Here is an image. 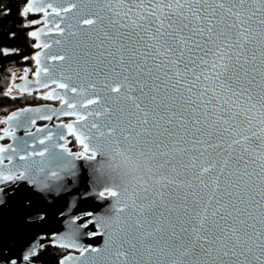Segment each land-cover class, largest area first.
Listing matches in <instances>:
<instances>
[{
  "label": "snow or ice",
  "instance_id": "snow-or-ice-1",
  "mask_svg": "<svg viewBox=\"0 0 264 264\" xmlns=\"http://www.w3.org/2000/svg\"><path fill=\"white\" fill-rule=\"evenodd\" d=\"M41 12L30 35L51 37L35 47L52 63L33 57L36 83L63 90L43 98L75 117L57 127L81 151L63 131H27L30 109L0 121L13 140L0 146V264H17L15 242L48 219L37 202L80 160L109 203L70 217L73 234L104 238L57 242L76 264H264V0H28L22 15Z\"/></svg>",
  "mask_w": 264,
  "mask_h": 264
},
{
  "label": "water",
  "instance_id": "water-1",
  "mask_svg": "<svg viewBox=\"0 0 264 264\" xmlns=\"http://www.w3.org/2000/svg\"><path fill=\"white\" fill-rule=\"evenodd\" d=\"M28 0H26L25 7L27 5ZM34 16H38L35 21H40L39 23L33 24V29H31L30 33L33 31L39 32L42 28L45 27L43 20V13H31ZM51 27V25H49ZM31 37V35H30ZM32 38V37H31ZM33 39V38H32ZM51 39L49 35H41L39 40H34V49L35 51L32 54V58L36 56L37 53H41L42 62L52 63L51 61H45L43 53L47 50L36 48L35 45L37 43L47 42ZM34 60V59H33ZM36 62L34 60V73L36 71ZM27 77V85L28 91H22L23 86L26 81L22 79V76L19 80L15 81L12 84L13 90H15L19 94H27V93H35L42 92V97L50 94L55 89V85L50 84L49 87L45 88L36 83L35 75ZM55 91L59 94H63V90L55 89ZM70 95V94H69ZM46 103L37 104V105H26L14 110H11L7 113L0 121H6L7 117L12 115L13 113L19 112L23 109H30L28 112L29 120L34 119L36 123L44 121L45 124L41 126H32L29 123L27 131L35 132L36 128L47 127L53 133L58 131H63L65 134V140L59 141L61 144L68 145L70 139L68 138L67 129H60L57 126L62 124L72 123L75 117L70 116H62L60 115V110L62 108L61 101L59 99H45ZM57 103V104H56ZM44 115H52L53 119L51 121L41 119ZM3 125L1 129V135L3 136L4 130L8 129L10 125L8 123H1ZM16 133L17 138L23 136L25 139H30L27 136V131L24 128H15L13 129ZM37 135H41L37 133ZM55 138V137H54ZM2 141H6L4 144H0V146L7 147L9 144L13 143L11 137H5ZM78 145V144H77ZM79 146V145H78ZM68 147V146H67ZM80 147V146H79ZM5 163H7L5 161ZM77 174L73 176L63 175V179L58 182H53L54 190L49 191L44 195L43 204L39 201L37 202L38 206L46 207L47 209V222L45 223L42 229L33 230V232L28 233L22 239H18L13 245V250L20 254L17 259V264H29V261L23 260V255L27 251L28 241L31 240L33 235L40 237L39 240L32 241L33 244H49L54 248L63 249L67 251V253L59 259V261L66 258H73L70 260L69 264H76L75 258L79 256V253L71 248H59L56 247V243L59 242L65 236H72L75 239V242L81 246H103V237L100 236H84L81 233L87 231V229L81 228L79 232L73 234L69 229V219L70 217H79L76 223L79 224L81 219H91L88 216H82L83 213L91 212L94 215H100L109 201H104L96 197L95 192L96 189H93L90 179L86 181V177L89 176L88 162L84 160L76 161ZM56 184L64 185V187H58ZM86 193H91L87 195ZM6 216L10 217L11 212L6 211ZM75 227V225H73ZM89 228H92V225H89ZM98 230V229H93ZM40 248H37V251Z\"/></svg>",
  "mask_w": 264,
  "mask_h": 264
},
{
  "label": "trees",
  "instance_id": "trees-1",
  "mask_svg": "<svg viewBox=\"0 0 264 264\" xmlns=\"http://www.w3.org/2000/svg\"><path fill=\"white\" fill-rule=\"evenodd\" d=\"M26 0H0V116L4 117L11 110L46 102L39 92L19 94L10 93L9 88L21 72H34L32 54L34 40L30 37L29 22L34 15H22ZM5 52L8 54L5 55ZM35 264H59L63 252L50 245H44L38 251Z\"/></svg>",
  "mask_w": 264,
  "mask_h": 264
},
{
  "label": "flooded vegetation",
  "instance_id": "flooded-vegetation-1",
  "mask_svg": "<svg viewBox=\"0 0 264 264\" xmlns=\"http://www.w3.org/2000/svg\"><path fill=\"white\" fill-rule=\"evenodd\" d=\"M37 17H39V15L38 16H35L34 17V19H36ZM33 19V20H34ZM34 73V72H33ZM33 73L31 74V76L33 75ZM40 94L42 95V92H40ZM44 103H46V102H44ZM40 104H42V103H40ZM57 104V103H56ZM43 124H45V122L44 121H41V122H38V123H36L35 124V126H41V125H43ZM0 126H1V128H0V135H1V129H2V127H3V125L0 123ZM68 138L70 139V142H69V144L67 145L72 151H74V152H79V151H81V148L76 144V142H75V139H74V137H72V136H68ZM4 143H6V141H2V140H0V144H4ZM44 245H49V244H44ZM43 245V246H44ZM51 246V245H50ZM56 249H58V248H56ZM60 251H62L63 252V255H65L66 253H67V251H65V250H63V249H59ZM62 255V256H63Z\"/></svg>",
  "mask_w": 264,
  "mask_h": 264
},
{
  "label": "rangeland",
  "instance_id": "rangeland-1",
  "mask_svg": "<svg viewBox=\"0 0 264 264\" xmlns=\"http://www.w3.org/2000/svg\"><path fill=\"white\" fill-rule=\"evenodd\" d=\"M24 73H25V71L21 72V74L19 75V77H18L17 80H19V79L24 75ZM28 76H31V74L28 73ZM17 80H16V81H17ZM14 82H15V81H13V83H14ZM13 83H12V84H13ZM12 84H11V86H10V88H9V89H11V94H12V93H17L15 90H13V88H12ZM2 118H3V117L0 116V119H2ZM0 128H1V126H0Z\"/></svg>",
  "mask_w": 264,
  "mask_h": 264
}]
</instances>
